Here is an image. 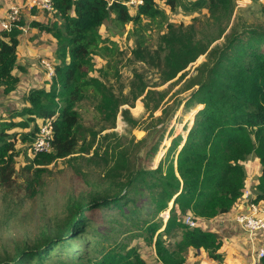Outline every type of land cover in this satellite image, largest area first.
<instances>
[{"label":"trees","instance_id":"16d2710c","mask_svg":"<svg viewBox=\"0 0 264 264\" xmlns=\"http://www.w3.org/2000/svg\"><path fill=\"white\" fill-rule=\"evenodd\" d=\"M125 1L52 0L53 17L27 25L34 30L29 39L43 36L51 46L54 76L46 81L47 87L30 88L19 109L6 107L4 112L9 115H0V185L9 186L13 181L17 141L31 145L40 124L48 119H52V149L34 154L28 169L44 171L57 159L89 150L90 129L83 127L74 107L87 95L96 99L95 108L110 127L118 112L127 126L141 124L129 109L120 108L123 104L131 107L138 98L150 120L142 125L145 136L135 144L137 154H133L135 149L107 144L103 150L104 189L70 200L63 219L42 227L31 245L16 243L12 252L4 250L0 264H147L137 247L118 241L115 233L140 238L160 264H198L187 262L189 250L195 257L198 249L219 263L224 259L219 251L222 238L200 225L190 226L185 218L211 219L232 210L245 188L242 162L250 154L260 164L255 200H264V26L237 23L236 15L230 22L234 0L187 1L182 5L187 12L207 9L212 33L196 37L193 25L167 23L157 49L151 51L140 38L131 50L136 59L159 68L161 82L184 79L187 95L165 100L168 89L149 88L137 72L128 93L118 94L101 79L106 70L99 68L97 76L92 74L93 56H111L115 48L111 41L106 44L99 27L111 22L122 28L126 23L139 24L143 18H165L156 0H143L136 7ZM177 2L165 0L170 10ZM260 11L264 14V2ZM25 24L20 13L9 31L0 27V89L5 94L16 88L19 77L15 70H23L17 65V46ZM203 54L205 60L186 77L187 66ZM182 104L185 110L201 106L196 112L191 110L193 123L185 138L175 136L155 168L144 166L139 150L145 147L144 159L154 157L170 119ZM155 111L160 113L154 115ZM109 135L116 134L101 138ZM93 152L98 154L95 148ZM166 210L164 222L160 215ZM91 211L101 213L92 225L87 217ZM104 220L108 227L102 226ZM259 264H264V257Z\"/></svg>","mask_w":264,"mask_h":264},{"label":"rangeland","instance_id":"374dc122","mask_svg":"<svg viewBox=\"0 0 264 264\" xmlns=\"http://www.w3.org/2000/svg\"><path fill=\"white\" fill-rule=\"evenodd\" d=\"M177 1L176 8L170 10L169 6L165 4V0H156L158 6L164 10L165 18L156 17L154 21L143 18L139 24L136 22L126 23L122 28L111 22L100 26L99 32L103 38H107L106 44H110L109 41H111L115 43V46L113 44L115 48L111 56H106L105 54L93 56L95 71L92 74L97 76L99 68L106 70L107 75L101 79L118 94L120 92L123 94L128 93L130 82L135 78L134 73L137 72L149 84V88L155 90L168 89L165 100L168 98L172 100L180 99L186 96L188 91H183L184 79L175 77L171 81L161 82L158 78L160 77L158 67L136 59L131 53V50L136 46L137 39L140 38H143V45L147 46L151 51L157 49L161 33L167 30V23L174 25L181 23L183 27L193 25L196 37L201 36L202 33L213 32L214 27L211 25V20L207 19L208 11L206 8L187 12L182 5L192 0ZM234 2L235 7L230 22L234 20L236 15L237 19H239L236 20L237 23L264 26V14L260 11V3L264 2V0H234ZM131 12L133 13L134 9H131ZM43 15L46 19L53 17V14ZM57 22L61 23V20H57ZM221 22L224 25L225 20L223 17H221ZM40 55L44 58L52 59L53 51L48 48V50L41 52ZM19 56L17 53L18 60ZM33 58L36 61L23 65L22 73L29 68L28 71L30 73L33 71L32 75L30 74L31 80L34 81L33 77L38 74L39 76L43 75L42 77L45 81H49L44 76L45 71L36 57L34 56ZM204 60L205 54L200 55L193 63L189 64L185 69L187 71L186 77L193 72L195 66ZM15 74L17 75L16 72ZM32 87H34V83L25 84V82L20 81L19 77L16 88L12 92L5 94L0 89V115L3 117L9 115L8 112H4L6 107L8 109V107L13 106L19 109L22 103L18 97L20 94H24L21 92H27ZM95 104L96 99L91 95L83 97L74 104L75 109L80 114V121L83 127L90 129L88 139L91 141V146L87 152H77L68 158L57 159L48 164L44 171L37 172L35 167L27 168L30 159L33 158V155L28 151L30 143L20 139L17 141L15 149L19 153L15 157L13 181L9 186L0 185V256L3 255L4 250L12 252L16 243L31 245L34 237L40 232L42 227L53 225L66 216L67 205L70 200L85 198L86 194L92 190L105 188L103 150L107 144L110 146L119 144L120 147H125L132 151L136 148L137 140L145 136L142 125L147 123L150 117L149 113L145 111L140 98L136 99L131 107L127 104L120 106L121 109H129L131 116L141 122L139 126L135 127L127 126L120 112L117 113L114 126L110 127L109 121L107 122L102 118L95 108ZM200 107L196 106L186 110L183 104L178 107L169 121L163 140L154 157L150 158V160L144 159L145 147L139 150L138 156L142 158L144 166L155 168L171 144V140L178 134L183 139L185 138L193 123L194 116H189L190 112L191 110L196 112ZM159 113L160 111H155L154 115ZM101 127L105 128L101 129ZM111 132L116 135H109L105 139L101 138L104 134ZM94 148L98 152L96 155L93 152ZM133 154H137L136 149ZM242 164L246 172L244 189H248L255 197V185L260 174L258 158L254 154H250ZM146 208L149 209V205ZM103 211L108 214L106 210H101V213ZM101 213L91 211L87 214L91 225ZM167 214L168 211L166 210L160 216L166 219ZM165 219H163L164 222ZM102 226L108 227L107 220L102 222ZM102 230H105V228ZM126 235L127 233L118 235L115 233L114 237L118 241L128 242L130 245L137 247L140 253L144 255L147 264H158L151 250L152 248L144 246L140 238H126Z\"/></svg>","mask_w":264,"mask_h":264},{"label":"crops","instance_id":"0c3cea01","mask_svg":"<svg viewBox=\"0 0 264 264\" xmlns=\"http://www.w3.org/2000/svg\"><path fill=\"white\" fill-rule=\"evenodd\" d=\"M11 4H17L21 7V14L23 15L24 20L26 21L25 26H27L32 20L46 19L43 15L46 13H43L41 10L35 7H29L27 5V0H0V18L5 14L6 10ZM31 32H34V30L27 28V30L25 32H22L19 37L17 53L20 56L19 60L17 59V65L20 67H23V65L25 66L27 64H30L31 62H35L36 60L35 58H33L34 56L40 64V60L44 58L40 55V53L48 50V48L51 49V46H49V43L45 42L46 40L43 36H39V38H37L36 40L29 39L28 34H30ZM28 70L24 73H22L23 70L20 72L18 70H15L17 75L20 77V81L25 82V84L34 83V87L48 86V83L42 77L43 75H40L42 78L41 79L38 74H35V76L33 77L34 81L31 80L30 77L33 71H31L30 73V71ZM44 76L46 77V75ZM21 78L23 79L21 80ZM46 83L47 85H45ZM21 93L26 94L25 91ZM24 94H20V96L18 97V99H21L20 102H22V97ZM234 211H236V207L232 208V210L225 214L215 216L211 219L200 218L198 220H195L197 225H200L204 230L216 232L222 238V245L219 251L224 256L223 261L217 263L211 258H209L203 249H198L196 251L197 255L195 257L192 256L194 251L189 250L187 262L190 263L197 260L198 264H251L254 247L257 246L259 243H262L263 239L262 236H260L259 234L257 236V240L254 243H251L248 237L242 231H240L238 225L234 222Z\"/></svg>","mask_w":264,"mask_h":264},{"label":"built area","instance_id":"2783aa9c","mask_svg":"<svg viewBox=\"0 0 264 264\" xmlns=\"http://www.w3.org/2000/svg\"><path fill=\"white\" fill-rule=\"evenodd\" d=\"M143 0H126L125 4L129 7L140 5ZM29 7H35L48 15L53 14L54 7L52 0H27ZM21 7L17 4H11L5 14L0 18V27L9 31L13 25L20 19ZM22 32L27 30V26L21 27ZM40 65L45 69V75L48 79L54 76V69L50 59L42 58ZM52 119H48L39 126V133L36 139L31 143L28 151L34 155L40 152H49L52 149ZM236 211L233 213V220L250 240L254 243L257 236H262L263 242L254 247L251 264H259L264 257V201H256L248 189H243L241 198L236 204ZM185 222L190 226L197 225L195 220L189 216Z\"/></svg>","mask_w":264,"mask_h":264}]
</instances>
